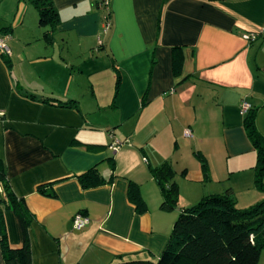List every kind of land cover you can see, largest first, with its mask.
I'll use <instances>...</instances> for the list:
<instances>
[{
	"label": "crops",
	"instance_id": "obj_1",
	"mask_svg": "<svg viewBox=\"0 0 264 264\" xmlns=\"http://www.w3.org/2000/svg\"><path fill=\"white\" fill-rule=\"evenodd\" d=\"M53 3L59 23L41 25L44 56L16 51L9 22L0 27L11 50L0 52V161L32 218V264L157 260L188 209L161 208L152 170L166 162L198 202L246 185L237 202L259 203L241 105L264 137V39L244 38L264 29V0H110L107 33L100 0ZM91 170L101 184L79 180ZM2 210L9 246L20 249L21 221ZM77 214L90 220L82 231Z\"/></svg>",
	"mask_w": 264,
	"mask_h": 264
},
{
	"label": "trees",
	"instance_id": "obj_2",
	"mask_svg": "<svg viewBox=\"0 0 264 264\" xmlns=\"http://www.w3.org/2000/svg\"><path fill=\"white\" fill-rule=\"evenodd\" d=\"M39 13V24L55 30L59 23L53 0H31ZM48 37V35H46ZM29 97V95H26ZM256 112L245 117V130L257 151L254 167L255 186L264 193V137L255 125ZM185 171L183 172V174ZM175 171L168 162L152 170V176L162 194L161 208L176 211L179 189L174 181ZM102 181L95 170L79 177L81 182ZM90 185V186H91ZM0 203L4 209L14 210L22 224L24 244L20 249H12L7 240L0 210V236L5 264H32V254L28 230L32 218L25 204L17 198L9 187L5 167L0 161ZM39 192L45 194L44 186ZM52 195V194H49ZM143 208L142 201H138ZM170 236L169 243L157 260H137L115 264H258L264 251V200L248 209H239L237 199L231 189L222 194L203 197L196 205L180 210Z\"/></svg>",
	"mask_w": 264,
	"mask_h": 264
},
{
	"label": "rangeland",
	"instance_id": "obj_3",
	"mask_svg": "<svg viewBox=\"0 0 264 264\" xmlns=\"http://www.w3.org/2000/svg\"><path fill=\"white\" fill-rule=\"evenodd\" d=\"M2 19H6V22H9L7 26L11 27L13 30L12 33H10L13 39L12 42H10L12 43L13 49H14V46L17 45L18 49H16V51L17 50L19 51V49L20 51L25 50L27 54L30 55L29 58L33 56L34 57L39 56V55L41 56V54L44 56V54L46 53V48H48V45L46 44L47 42L45 41V39L42 38L44 35V27H42L39 24V20H40L39 13L35 9L33 4L31 3V0H19V1L18 0H0V27H1ZM16 39H22V41L18 43ZM24 66H26V64ZM36 67L37 66L34 65L32 68H33L35 80H38L37 79L38 74L40 75L43 73L41 71L42 69H38L37 71H35ZM20 68L21 66L19 64L17 67V70H20ZM174 179L178 180L179 178L178 177L176 178L175 176ZM236 186L237 187L235 188L238 191V194H236V197L238 198L237 201H239L240 199L243 198V193H244L243 190L246 189L247 191V187L246 185H236ZM179 191H180L179 192L180 194H179L178 208H181V207L190 208L196 205V203L199 200L197 198L199 197L194 199V195L192 192L190 191L183 192L181 187ZM240 191H243V193L240 194ZM257 192L259 193L260 191L257 190ZM260 194L262 197L259 203L264 200V193L260 192ZM247 203H248L247 201H243L241 203L237 202V207L243 210L248 209L250 208V205H245ZM252 206H255V205H252ZM178 216L179 215H177V218ZM258 264H264V251H262L260 254Z\"/></svg>",
	"mask_w": 264,
	"mask_h": 264
},
{
	"label": "built area",
	"instance_id": "obj_4",
	"mask_svg": "<svg viewBox=\"0 0 264 264\" xmlns=\"http://www.w3.org/2000/svg\"><path fill=\"white\" fill-rule=\"evenodd\" d=\"M109 3H110V0H100V6L104 10H106V12L109 8ZM108 16H109V12H107V15H106L107 19L105 18V22L103 25L104 33H107L111 29V22L108 20ZM244 38L246 39L248 43H253L260 39H264V29L259 32L246 33L244 35ZM0 52L6 56L11 55V50L8 45L6 37L0 38ZM250 109H251V106L248 103H243L241 105V112L243 115L248 114ZM184 134L186 137L192 136V132L190 129H186ZM111 137H112V143L109 148L112 151L117 152L120 146L122 145V141L115 138L114 136H111ZM89 223H90V220L88 217L84 216L83 214H77L73 219V228L76 231H82L83 229H85L86 226L89 225Z\"/></svg>",
	"mask_w": 264,
	"mask_h": 264
}]
</instances>
